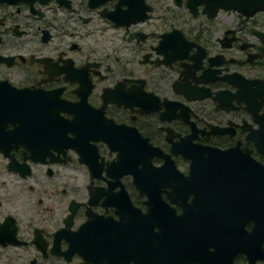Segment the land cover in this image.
Listing matches in <instances>:
<instances>
[{
    "label": "flooded vegetation",
    "instance_id": "1",
    "mask_svg": "<svg viewBox=\"0 0 264 264\" xmlns=\"http://www.w3.org/2000/svg\"><path fill=\"white\" fill-rule=\"evenodd\" d=\"M0 264H264V0H0Z\"/></svg>",
    "mask_w": 264,
    "mask_h": 264
}]
</instances>
